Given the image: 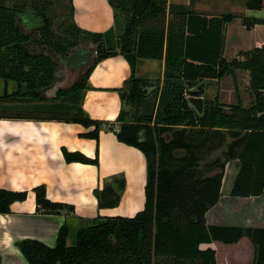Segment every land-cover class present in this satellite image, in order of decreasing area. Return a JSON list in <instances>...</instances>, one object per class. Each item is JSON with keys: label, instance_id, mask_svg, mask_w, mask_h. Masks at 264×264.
<instances>
[{"label": "trees", "instance_id": "trees-1", "mask_svg": "<svg viewBox=\"0 0 264 264\" xmlns=\"http://www.w3.org/2000/svg\"><path fill=\"white\" fill-rule=\"evenodd\" d=\"M71 1L0 0V118L79 123L92 127L81 136L97 141L102 128L114 129L113 123L92 119L84 111L87 79L100 60L118 51L132 73L117 89L122 107L114 131L120 142L138 148L145 157V200L131 217H97L82 225L72 245L67 244L64 225L53 246L32 238L18 240L21 254L29 264H217L215 249L201 248L202 244H233L247 237L254 248L253 264H264V227L206 223L231 160L238 167L229 194L264 196V44L227 60L222 56V26L233 16L224 15L205 29V18L191 11L182 10L177 19L168 17L167 0H109L114 27L90 32L75 23ZM262 4L263 0H245L251 10ZM26 13L38 17L40 24H27ZM241 21L247 29L264 24V18L249 16ZM82 42L93 45L89 65L73 83L47 97L44 91L52 86L58 67L55 56L66 55ZM142 57L164 61L162 82L150 92L149 82L135 75ZM237 69L249 74L248 106L239 97L224 104L217 95L202 100L188 91L199 79H234ZM24 100L33 103L21 108L18 102ZM219 149L221 155L214 156ZM61 151L66 162L98 165L97 153L90 158L64 147ZM113 181V187L94 189L100 207L118 203L124 181ZM32 191L37 212L73 210L67 203L50 201L44 184ZM26 196L25 190L0 188V213H9L11 203Z\"/></svg>", "mask_w": 264, "mask_h": 264}, {"label": "crops", "instance_id": "crops-1", "mask_svg": "<svg viewBox=\"0 0 264 264\" xmlns=\"http://www.w3.org/2000/svg\"><path fill=\"white\" fill-rule=\"evenodd\" d=\"M71 4L74 8V21L81 29L104 33L114 27V12L109 0H72ZM166 5L168 17L177 19L178 15H182V10L204 17L205 29L216 24L220 17L232 15L233 18L222 26V56L227 60L236 57L239 51L264 44V24L257 23L247 29L241 21L246 16L264 18V0L261 8L257 10L248 9L245 0H167ZM163 69V59L142 57L138 58L135 65V75L149 82L146 91L150 92L158 81L162 82ZM240 72L247 75L248 84V72L237 69L234 79L231 75L220 79H199L188 91L194 93L193 97L196 99L203 100L205 91L200 84L204 80H212L216 83L213 99L217 95L222 103L232 104L234 102L229 100L231 97H235L234 101L241 97L238 82ZM131 73L129 63L118 51L103 58L93 67L82 101V107L90 118L108 121L113 123L114 130L118 128L116 118L122 102L117 89L125 85ZM226 77L232 79L233 96L228 85H222ZM11 86L14 85L9 83V87ZM58 87L60 86L57 85L56 88ZM52 88L50 86L45 89L44 94L47 97L54 94L55 88ZM224 93L228 100L223 97ZM248 96L249 102L252 101L251 94ZM29 102L24 100L18 103L23 108L33 103ZM15 104L17 103H13ZM90 128L92 127L86 128L79 123L57 120L0 118V188L27 191L24 200L11 203L9 213H0V264H29L15 244L18 240L32 238L53 246L60 227L64 225L67 230V244H71L69 234H75L79 227L91 220L105 216L131 217L143 208L146 182V160L143 153L134 146L120 142L112 129L102 128L97 141L81 136V133ZM63 147L69 151H80L90 158H94L97 153L98 165L66 162L61 151ZM113 178L124 181L119 201L115 206L100 207L94 189L113 187ZM39 184L45 185L46 197L50 201L67 203L73 206V210L58 213L37 212L32 188ZM229 195L223 197L221 192L218 202L206 213L207 224L247 226L245 223L229 224L227 221L230 218L220 214L219 208L227 207L224 214L229 208H236L235 201L231 202ZM237 198L249 200L257 197ZM257 199L264 204V198ZM233 217H236L235 214ZM211 243L202 244L201 248L210 246Z\"/></svg>", "mask_w": 264, "mask_h": 264}, {"label": "rangeland", "instance_id": "rangeland-1", "mask_svg": "<svg viewBox=\"0 0 264 264\" xmlns=\"http://www.w3.org/2000/svg\"><path fill=\"white\" fill-rule=\"evenodd\" d=\"M24 20H26L27 24L31 25H39L40 19L34 15H24ZM121 31V29H120ZM93 45L89 44L88 42H82L81 44L77 45L74 48L68 50L66 55H56L55 59L58 61V67L55 73V79L52 84V87L59 86H69L73 83L79 76L85 71L87 66L89 65L91 58L93 57ZM227 56V55H225ZM155 70V69H154ZM154 73V71H152ZM248 77L244 72H240L238 76L239 86V94L242 104L244 106H248L251 101L249 102L250 92H248V84H247ZM155 81V80H154ZM56 85V86H55ZM201 87L204 89V99L203 100H212L216 83L212 80H204L201 82ZM223 87H229L228 90H231L232 86V79L230 77H226L223 82ZM15 86H11L10 88H14ZM53 89V88H52ZM10 92V90L8 91ZM232 92V90H231ZM225 93H228L225 92ZM225 93L223 97H225ZM51 96V95H50ZM53 96V95H52ZM233 96V92H232ZM14 99V98H13ZM17 100V99H14ZM28 100V99H27ZM232 102H235V97H231L229 99ZM11 101V99H8ZM13 104L14 102H9ZM24 112H28L27 109H22ZM230 139H227L229 141ZM223 149V148H222ZM222 149H219L215 152L214 156H220ZM238 164L237 161L231 160L225 166L224 178L222 181L221 192L223 197H227L229 195V191L231 189V185L234 179V175L236 173ZM231 197V202L235 201V212L234 210L227 207L219 208V212L221 215H224L225 218H230L227 223L235 224V223H245L248 227H264V204L258 197L264 198V196H256L257 198H251L249 200H243L244 198H237ZM226 199L224 200V202ZM235 214L236 217H233ZM252 217V219H248ZM212 219H210V223L212 224ZM223 221V220H222ZM225 223V224H227ZM69 241L72 245L75 243V234H69ZM72 240V241H71ZM212 248L216 250V259L217 264H253L254 260V248L251 241L247 237H242L236 244H223L213 241L210 245Z\"/></svg>", "mask_w": 264, "mask_h": 264}, {"label": "water", "instance_id": "water-1", "mask_svg": "<svg viewBox=\"0 0 264 264\" xmlns=\"http://www.w3.org/2000/svg\"><path fill=\"white\" fill-rule=\"evenodd\" d=\"M54 88V87H53ZM57 88L55 87V89L54 90H56Z\"/></svg>", "mask_w": 264, "mask_h": 264}]
</instances>
